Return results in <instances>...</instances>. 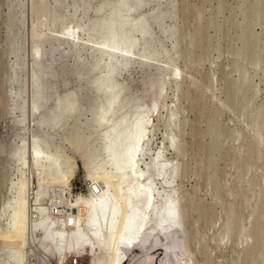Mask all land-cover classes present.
<instances>
[{
	"label": "rangeland",
	"instance_id": "1",
	"mask_svg": "<svg viewBox=\"0 0 264 264\" xmlns=\"http://www.w3.org/2000/svg\"><path fill=\"white\" fill-rule=\"evenodd\" d=\"M67 27L78 29L75 42L61 38ZM117 31L123 45L135 41L127 64L92 47ZM176 67L181 74L170 79ZM104 87L116 96L111 122L157 99L149 147L163 141L178 161L166 181L182 179L191 195L180 201V221L186 252L202 239L191 252L196 264H264V0H0V232L23 182L29 226L39 183L33 141L63 172L75 167L72 198L87 193L90 173H104ZM50 189L46 198L57 193ZM28 237L26 261L43 264ZM0 252L3 263L9 252ZM63 264L89 261L68 254Z\"/></svg>",
	"mask_w": 264,
	"mask_h": 264
},
{
	"label": "bare ground",
	"instance_id": "2",
	"mask_svg": "<svg viewBox=\"0 0 264 264\" xmlns=\"http://www.w3.org/2000/svg\"><path fill=\"white\" fill-rule=\"evenodd\" d=\"M77 30L75 27H67L61 32V38L77 40ZM111 37V43L91 40L92 47L111 60L121 57L127 64L135 41L123 45L126 43L125 37L119 31L112 33ZM144 61L146 60H142L140 64L144 65ZM113 69L111 67L110 71ZM180 72V68L171 69L170 79H176ZM102 90L104 97L110 96L106 98L107 105L98 116V124L106 125L104 137L107 142L104 148L108 154L98 166L106 170L102 175H95L90 173L91 166L87 161L81 163L84 165L85 175L87 169L90 173L88 191L86 194L77 193L72 198L69 179L74 176L75 167L71 166L68 172H63L58 168L57 158L46 154L47 151L43 152L38 147L37 140L33 141L29 161L38 170L39 183L32 192L30 223L27 227L26 197L25 194L21 195L26 186L23 182L17 189L20 197L13 207L12 219L7 229L0 232V248L9 252L5 262L2 260L3 263L0 264H11L10 260L15 258H19L17 262L21 264L23 260L24 264H37V260L27 262L25 258L29 253L25 248L29 245L30 235L33 236L31 240L39 252L37 254L41 255L38 259L42 263L46 262L43 261L44 256H51L58 264H63L67 255L73 254L80 257L85 255L89 264H196L197 250L196 254L191 252L194 248L200 249L202 239L193 242V247H189L191 251L186 252L188 246L185 247L184 238L187 233H184L180 221L185 213V206L180 208V201L191 195L188 194V189L183 188L182 179L180 182L166 181V175L175 178L173 172L175 173L178 161L165 155L167 146L163 141L155 152L149 147L152 116L158 111L157 99H153L151 105L136 108L130 119H126L124 113L111 122L116 96L107 87ZM169 139L170 145H173V137ZM50 188L57 193L46 198ZM201 205V210L206 209L204 203ZM192 234L193 232L191 236L194 239ZM251 234L243 235L239 244L247 246L249 238H252ZM204 260L205 258L202 259L203 262Z\"/></svg>",
	"mask_w": 264,
	"mask_h": 264
}]
</instances>
